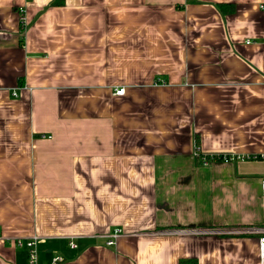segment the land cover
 Here are the masks:
<instances>
[{
  "label": "crops",
  "instance_id": "obj_1",
  "mask_svg": "<svg viewBox=\"0 0 264 264\" xmlns=\"http://www.w3.org/2000/svg\"><path fill=\"white\" fill-rule=\"evenodd\" d=\"M60 1L0 0V264H259L264 158L195 150L264 153V0Z\"/></svg>",
  "mask_w": 264,
  "mask_h": 264
},
{
  "label": "built area",
  "instance_id": "obj_2",
  "mask_svg": "<svg viewBox=\"0 0 264 264\" xmlns=\"http://www.w3.org/2000/svg\"><path fill=\"white\" fill-rule=\"evenodd\" d=\"M125 87L122 86L116 90L117 94H123L125 92ZM195 154L197 158L199 159V162L202 164H209L214 160H222V161H233L235 159H241V160H246V159H251L254 157H262L264 158V153L263 154H230V153H220V154H204V153H199V149L196 148ZM261 188L262 192L264 195V179L261 182ZM257 232H259V237H258V245H259V264H264V227L262 228H256ZM122 230L121 228H116L111 233L107 234L106 237V243L109 245H112L116 242L117 238L121 234ZM39 241L38 236H33L30 238H17L16 242L19 246H25L28 248V255H27V260L25 264H39V254H38V248H37V243ZM69 244L71 247H76L77 244L74 241L73 238L69 241ZM63 257L59 254H55L50 257V259L47 261L46 264H61Z\"/></svg>",
  "mask_w": 264,
  "mask_h": 264
},
{
  "label": "trees",
  "instance_id": "obj_3",
  "mask_svg": "<svg viewBox=\"0 0 264 264\" xmlns=\"http://www.w3.org/2000/svg\"><path fill=\"white\" fill-rule=\"evenodd\" d=\"M55 2H56V3H59V2H61V1H60V0H55ZM196 148L199 149V153H202L201 150H200V145H199V142H198V141H197V146H196Z\"/></svg>",
  "mask_w": 264,
  "mask_h": 264
}]
</instances>
